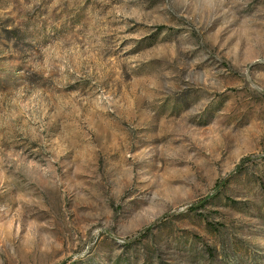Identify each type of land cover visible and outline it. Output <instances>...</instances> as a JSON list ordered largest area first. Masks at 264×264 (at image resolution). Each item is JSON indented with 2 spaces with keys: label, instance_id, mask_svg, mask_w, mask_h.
I'll return each mask as SVG.
<instances>
[{
  "label": "rangeland",
  "instance_id": "rangeland-1",
  "mask_svg": "<svg viewBox=\"0 0 264 264\" xmlns=\"http://www.w3.org/2000/svg\"><path fill=\"white\" fill-rule=\"evenodd\" d=\"M0 264H264V0H0Z\"/></svg>",
  "mask_w": 264,
  "mask_h": 264
},
{
  "label": "trees",
  "instance_id": "trees-1",
  "mask_svg": "<svg viewBox=\"0 0 264 264\" xmlns=\"http://www.w3.org/2000/svg\"><path fill=\"white\" fill-rule=\"evenodd\" d=\"M218 186V185H217ZM207 200H208V197H203L202 199H200L199 200V202H198V205H196V206H191V209H193V208H196L197 206H199V205H204L206 202H207Z\"/></svg>",
  "mask_w": 264,
  "mask_h": 264
}]
</instances>
